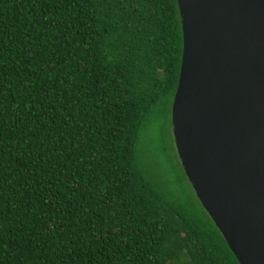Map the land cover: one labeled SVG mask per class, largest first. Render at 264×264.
I'll return each mask as SVG.
<instances>
[{"label": "trees", "instance_id": "16d2710c", "mask_svg": "<svg viewBox=\"0 0 264 264\" xmlns=\"http://www.w3.org/2000/svg\"><path fill=\"white\" fill-rule=\"evenodd\" d=\"M181 55L176 0H0V264H239L144 161Z\"/></svg>", "mask_w": 264, "mask_h": 264}, {"label": "water", "instance_id": "95a60500", "mask_svg": "<svg viewBox=\"0 0 264 264\" xmlns=\"http://www.w3.org/2000/svg\"><path fill=\"white\" fill-rule=\"evenodd\" d=\"M176 3L178 159L238 263L264 264V0Z\"/></svg>", "mask_w": 264, "mask_h": 264}, {"label": "rangeland", "instance_id": "374dc122", "mask_svg": "<svg viewBox=\"0 0 264 264\" xmlns=\"http://www.w3.org/2000/svg\"><path fill=\"white\" fill-rule=\"evenodd\" d=\"M161 125L162 123L159 122L158 124L150 126L142 137L140 146L143 149L144 161L149 166V168L152 169L153 172L156 171L157 173L161 174L165 179H169L172 181L180 179V184L184 186L187 190L191 191L192 188L188 180H185L182 177L181 171L183 170L174 146V139L171 130V108L169 113V120L165 125V142L167 143V147L169 149L168 154H171V156H169L170 160H168L167 157H165V154L162 153L164 147L161 143ZM171 187L173 190H177L179 184H172Z\"/></svg>", "mask_w": 264, "mask_h": 264}]
</instances>
